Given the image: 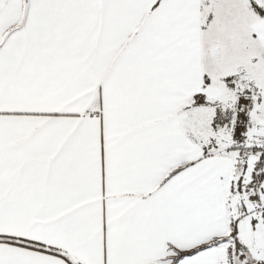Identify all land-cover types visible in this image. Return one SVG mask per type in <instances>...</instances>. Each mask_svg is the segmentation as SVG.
Instances as JSON below:
<instances>
[{"label": "snow or ice", "instance_id": "snow-or-ice-1", "mask_svg": "<svg viewBox=\"0 0 264 264\" xmlns=\"http://www.w3.org/2000/svg\"><path fill=\"white\" fill-rule=\"evenodd\" d=\"M0 264H264V0H0Z\"/></svg>", "mask_w": 264, "mask_h": 264}]
</instances>
